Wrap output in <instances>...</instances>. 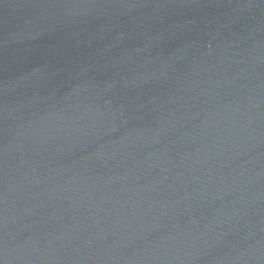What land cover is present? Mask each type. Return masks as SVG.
Returning a JSON list of instances; mask_svg holds the SVG:
<instances>
[{"label": "water", "instance_id": "obj_1", "mask_svg": "<svg viewBox=\"0 0 264 264\" xmlns=\"http://www.w3.org/2000/svg\"><path fill=\"white\" fill-rule=\"evenodd\" d=\"M0 264H264V0H0Z\"/></svg>", "mask_w": 264, "mask_h": 264}]
</instances>
